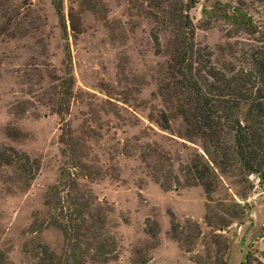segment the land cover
Here are the masks:
<instances>
[{
  "label": "rangeland",
  "instance_id": "rangeland-1",
  "mask_svg": "<svg viewBox=\"0 0 264 264\" xmlns=\"http://www.w3.org/2000/svg\"><path fill=\"white\" fill-rule=\"evenodd\" d=\"M54 2L0 0L3 264H264V187L208 161L218 156L199 119H184L186 91L171 68L189 39L210 65L243 66L229 48L264 44V5L59 0L60 17ZM233 7L249 30L226 20ZM205 164L209 198L196 179ZM62 180L90 206L77 243L52 205ZM99 241L112 249L102 262L91 259Z\"/></svg>",
  "mask_w": 264,
  "mask_h": 264
},
{
  "label": "trees",
  "instance_id": "trees-1",
  "mask_svg": "<svg viewBox=\"0 0 264 264\" xmlns=\"http://www.w3.org/2000/svg\"><path fill=\"white\" fill-rule=\"evenodd\" d=\"M254 1L264 5V0ZM187 2L192 6L196 0ZM54 8L61 17L59 0H55ZM225 17L236 27H247L245 29L248 30L252 27L245 13L237 7H233ZM68 19L70 30L79 32L77 19L71 15ZM180 49L172 59L171 68L180 77L181 86L186 91L184 93L189 111L185 113L182 110V115L186 120L190 117L198 118L200 126L206 131L203 134L218 156L208 161L214 163L221 173H233L237 166L246 174L256 175L259 185L264 187V44L249 48H229V55L239 51L240 63H245L237 68L230 63L222 68L210 65V53L194 51L191 39L189 42L181 41ZM192 55L197 59L194 60V68L190 61ZM242 103L247 107L244 120L240 121L234 113ZM227 131L232 136L231 149L224 135ZM208 167V164L202 165L196 179L209 198L214 187V177L210 175ZM64 185L67 184L62 180L51 187L50 195L54 199L52 205L63 219L57 225L64 236L70 240L74 236V242L77 243L82 227L86 226L83 225V213H89L90 206L76 195L69 194L67 186V190L61 194ZM73 213L76 218H70ZM93 225L90 223L88 226ZM91 231L93 233L94 230ZM92 239L94 241V236ZM103 241L110 243V237H105ZM103 245L101 241L97 243V252L92 255V260L102 262L108 258L112 249L102 250ZM85 251H88V247H85ZM249 256L245 254V261ZM0 264H3L1 254Z\"/></svg>",
  "mask_w": 264,
  "mask_h": 264
},
{
  "label": "built area",
  "instance_id": "built-area-1",
  "mask_svg": "<svg viewBox=\"0 0 264 264\" xmlns=\"http://www.w3.org/2000/svg\"><path fill=\"white\" fill-rule=\"evenodd\" d=\"M262 226H264V224H262Z\"/></svg>",
  "mask_w": 264,
  "mask_h": 264
}]
</instances>
